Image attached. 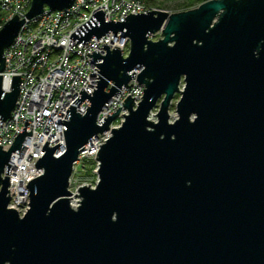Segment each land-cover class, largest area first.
Segmentation results:
<instances>
[{"label": "water", "instance_id": "water-1", "mask_svg": "<svg viewBox=\"0 0 264 264\" xmlns=\"http://www.w3.org/2000/svg\"><path fill=\"white\" fill-rule=\"evenodd\" d=\"M74 2L32 0L25 15ZM25 18L16 14L0 30V74ZM159 31L161 39H150ZM108 33L130 39L129 56L108 44L104 56L87 54L102 60L96 88L92 95L82 88L66 111L65 145L41 143L46 152L35 165L44 174L28 180L22 217L8 208L9 177L2 175L32 135L27 119L10 149L0 146V264H264V0H208L122 22L105 21L100 10L70 38L85 43ZM135 75L143 100L136 109L135 97L125 100L128 114L97 153L99 182L79 188L74 208V165L109 130L121 107L103 125L99 114ZM20 81L13 76L5 92L0 75V121L10 117ZM85 100L82 115L76 106Z\"/></svg>", "mask_w": 264, "mask_h": 264}, {"label": "built area", "instance_id": "built-area-1", "mask_svg": "<svg viewBox=\"0 0 264 264\" xmlns=\"http://www.w3.org/2000/svg\"><path fill=\"white\" fill-rule=\"evenodd\" d=\"M30 5L31 0H0V30L16 14L19 19H24ZM100 10L105 11V21L122 22L129 14L147 13L157 9L147 7L142 0H75L70 7L63 10L45 7L42 13L35 17L25 18L14 41L5 49V68L1 73L4 91L12 90L13 76L20 75L21 81L18 98L10 117L0 121V146H3L5 151L10 149L15 138L22 133L26 119L29 123L26 131H32V135H25L20 152L12 153L9 163L12 165L10 174L4 172L2 175L9 177L8 207L16 209L21 217L30 208V190L26 187L28 180L44 174V169L35 165L46 152L42 150L41 143L48 142V147L51 148L61 142L60 146L63 147L65 126L61 121L68 120L65 118L66 111L82 95L80 93L82 88L91 95L96 88L98 80L96 78L99 77L96 63H101L102 60L94 61L87 54H93V51L97 50L104 56L107 52L102 45L108 44L111 50L119 47L124 57L129 55L130 40L122 34H117L115 37V34L108 33L85 43H76V40L70 38L81 25L88 22L92 15ZM158 36L162 38V31L150 38ZM138 83L135 75L128 86L122 87L120 93L117 92L116 96L105 105L98 117L99 125H103L101 121L108 118V114L111 116L121 107L118 117L111 123L109 130L93 137L79 155L77 166L87 160L95 162L92 172L94 181L90 183L92 188L99 182L97 153L107 142L106 140L111 138L112 129L120 127L124 115L128 114V110L123 106L125 100L129 95L131 98L135 97L134 109L143 100L145 85ZM113 85L114 83L110 82L109 88ZM88 107L90 102L85 100L76 106V111L84 115ZM154 116L155 112H152V118ZM60 153L61 149L56 155ZM79 171L75 167L70 179L69 190L72 193L69 196L70 200L79 194L80 187L88 185L82 180L75 188L72 182L74 177L87 178Z\"/></svg>", "mask_w": 264, "mask_h": 264}, {"label": "rangeland", "instance_id": "rangeland-1", "mask_svg": "<svg viewBox=\"0 0 264 264\" xmlns=\"http://www.w3.org/2000/svg\"><path fill=\"white\" fill-rule=\"evenodd\" d=\"M191 1H195V0H154V2L146 3L145 5L148 6L149 8H154V9L162 10V11L169 12V13H177V12L192 10L199 6L197 4H194V6H192L193 4ZM158 38L159 36L157 38H153V40L158 39ZM183 86H184V82L182 81L179 86L181 90L183 89ZM179 99H180V94H176L172 100V103L169 109L171 120L177 117L176 104L179 101ZM81 171L85 172L84 169H82ZM80 181L84 182L85 184H88L86 186L90 187V183H93L94 180L92 179V177H87L86 179H82V178H77L76 176L73 178V181H72L74 183L75 188L78 184H81ZM72 191L75 192L74 190ZM70 202L74 208L77 207V204L80 202L79 194L78 195L76 194V196L73 197L70 200Z\"/></svg>", "mask_w": 264, "mask_h": 264}, {"label": "trees", "instance_id": "trees-1", "mask_svg": "<svg viewBox=\"0 0 264 264\" xmlns=\"http://www.w3.org/2000/svg\"><path fill=\"white\" fill-rule=\"evenodd\" d=\"M146 3H152L154 2V0H144ZM208 0H195V1H191L192 2V6H194V4H197V5H200L204 2H206ZM197 2V3H195ZM94 167H95V162L93 160H87L85 161L84 163V166L81 167L80 169H84L85 172H82L81 170L79 171L80 173L82 172V174H85V177H93V170H94Z\"/></svg>", "mask_w": 264, "mask_h": 264}, {"label": "clouds", "instance_id": "clouds-1", "mask_svg": "<svg viewBox=\"0 0 264 264\" xmlns=\"http://www.w3.org/2000/svg\"><path fill=\"white\" fill-rule=\"evenodd\" d=\"M4 151H5V150H4ZM72 175H73V174H72ZM70 179H71V178H70ZM69 183H70V181H69ZM96 185H97V184H96ZM95 187H96V186H95ZM95 187H94V188H95ZM8 208H9V207H8Z\"/></svg>", "mask_w": 264, "mask_h": 264}, {"label": "bare ground", "instance_id": "bare-ground-1", "mask_svg": "<svg viewBox=\"0 0 264 264\" xmlns=\"http://www.w3.org/2000/svg\"><path fill=\"white\" fill-rule=\"evenodd\" d=\"M1 75V74H0ZM102 112V111H101ZM76 201V200H75Z\"/></svg>", "mask_w": 264, "mask_h": 264}]
</instances>
